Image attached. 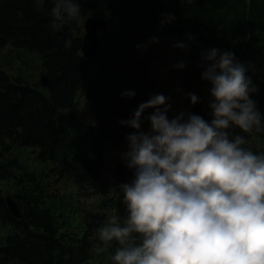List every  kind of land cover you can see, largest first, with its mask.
Listing matches in <instances>:
<instances>
[{"label":"trees","instance_id":"obj_1","mask_svg":"<svg viewBox=\"0 0 264 264\" xmlns=\"http://www.w3.org/2000/svg\"><path fill=\"white\" fill-rule=\"evenodd\" d=\"M80 3L83 14L53 31L50 0L39 11L32 0H0V264H110L107 253L95 251L97 231L108 215L125 214L119 182L132 173L119 158L108 180L105 146L126 141L131 128L118 119L156 93L150 61L165 37L189 44L182 79L188 91L201 96L196 88L208 84L200 78L202 50L231 49L250 61L249 73L259 85L250 95L264 112V0ZM163 12L175 13L176 20L162 26ZM87 17L107 19L91 58L81 53ZM153 35L159 40L147 51L137 48ZM7 46L11 49L3 51ZM126 89H134L135 96H122ZM78 96L91 100L88 118L67 111ZM189 108L209 118L204 100ZM251 139L264 142V133ZM7 194L20 217L9 210ZM89 195L96 197L93 205L80 202Z\"/></svg>","mask_w":264,"mask_h":264},{"label":"clouds","instance_id":"obj_2","mask_svg":"<svg viewBox=\"0 0 264 264\" xmlns=\"http://www.w3.org/2000/svg\"><path fill=\"white\" fill-rule=\"evenodd\" d=\"M50 2L53 31L83 14L80 0ZM47 3L32 0L38 11ZM176 18L163 12L160 23ZM158 40L153 35L137 48L146 51ZM172 47L189 44L175 41ZM187 63L181 57L172 67ZM198 66L208 83L206 96L177 91L190 105L204 100L209 118L188 107L175 110L172 96L158 92L118 119L133 129L119 153L132 174L119 182L125 214L108 215L97 231L95 251L107 253L110 264H264V142L251 139L264 133V112L250 95L259 85L249 73L251 62L231 49L202 50ZM135 94L134 89L121 93ZM148 108L153 111L144 129Z\"/></svg>","mask_w":264,"mask_h":264},{"label":"rangeland","instance_id":"obj_3","mask_svg":"<svg viewBox=\"0 0 264 264\" xmlns=\"http://www.w3.org/2000/svg\"><path fill=\"white\" fill-rule=\"evenodd\" d=\"M173 42L174 41H172L170 38L165 37L164 41L161 42L163 44L161 45L157 44L153 48L154 54H152L153 58L151 59L150 63H151V74L152 76L157 78L156 93L162 92L165 94H170L172 96L173 108L175 110H179L181 107L189 108L190 104L188 102L187 97L181 98V92L177 91V89L180 88L184 92L188 90L183 83L182 74H181L182 69L174 68L172 67V64L181 57H186L188 62L187 63V67H188L190 61H189V56L184 49L172 47ZM8 49H11V47L7 46L6 48H4L3 51L6 52ZM141 51L145 52V50L143 49H141ZM1 58L2 57H0V62H1ZM31 71L33 72L34 75L38 74L36 68L35 70L31 68ZM190 83L194 88H196V86L193 85V81H191ZM207 87L208 84H204L196 89L197 91L199 90L200 93L202 94V97H204L206 96ZM70 110L72 111L74 110L76 114H78L79 116H84V118L85 117L88 118L90 115H92L91 100L85 99V97L83 96H78L72 107L67 109V111ZM152 111H153L152 108H148L145 110V113L143 114L144 118H142V128L144 129L148 128L149 122L146 119V116L148 113ZM169 114L171 115L172 112H170ZM130 131H133V129H131ZM237 131H239V129H237ZM125 148H126V141H124L121 145H116L113 142L106 144L105 161L108 166L107 167L108 169L106 170L105 175L107 176L108 180L111 179L115 163L120 158L119 153L124 151ZM59 187L61 188V190L68 191L67 189L64 188V185L62 184ZM94 199H96L94 195H89L87 197H82L80 199V202H83L87 206H91L96 202V200Z\"/></svg>","mask_w":264,"mask_h":264},{"label":"water","instance_id":"obj_4","mask_svg":"<svg viewBox=\"0 0 264 264\" xmlns=\"http://www.w3.org/2000/svg\"><path fill=\"white\" fill-rule=\"evenodd\" d=\"M107 19L105 17H87L82 22L83 35L81 40V53L86 58L93 57L100 48L102 34L100 31L105 30ZM40 81L42 85L47 82L46 74H41ZM6 202L9 210L16 217H20L19 209L15 200L10 195H6Z\"/></svg>","mask_w":264,"mask_h":264},{"label":"crops","instance_id":"obj_5","mask_svg":"<svg viewBox=\"0 0 264 264\" xmlns=\"http://www.w3.org/2000/svg\"><path fill=\"white\" fill-rule=\"evenodd\" d=\"M144 117V116H143Z\"/></svg>","mask_w":264,"mask_h":264}]
</instances>
